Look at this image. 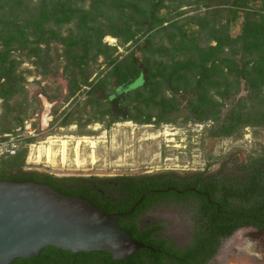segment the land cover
<instances>
[{"label": "trees", "instance_id": "16d2710c", "mask_svg": "<svg viewBox=\"0 0 264 264\" xmlns=\"http://www.w3.org/2000/svg\"><path fill=\"white\" fill-rule=\"evenodd\" d=\"M157 1L159 0H0L2 117L11 122L14 120L22 123V117L27 116L28 109L22 107L28 100L26 74L30 72L21 70L25 62L37 69H47L53 63L52 45L55 43L56 46H62L63 60L58 68L63 65L65 73L69 74L67 80L72 88L78 80L77 62L85 61L101 52L110 64L114 63L112 56L115 49L103 44L104 38L114 31L110 26L114 20L117 23L122 21L130 29L150 24L146 29L148 32L168 23L167 17L156 16V13L160 12V8L155 5ZM251 1L264 0H238L236 4L244 9ZM152 2L154 5H151ZM238 15L236 11V16ZM76 18L78 20L73 21ZM67 26L73 28L68 29L69 35L64 36L63 31ZM165 29L179 33L180 37L186 32L185 26L177 23ZM133 37L130 33L125 41L130 42ZM215 37L219 40L217 46L206 43L210 56L203 62L206 72L200 77L194 72L188 73L190 63L186 58L176 62L171 61V58H160L155 62L156 67L146 64L148 75L140 73L136 76L129 73L122 76V65H118L104 78L110 81L108 98H113L118 91L115 84L122 87L129 82L134 85L141 81V86L138 87L140 93H135L136 88H132V85L122 95L121 106H125V101L129 104L123 107L130 110L129 119L134 111L138 112L141 105L147 109L157 106L162 110V114L166 115L168 122L177 123L184 117L179 113V103L172 104L179 92L188 94L191 83L203 84L208 79L207 76H212L211 82L215 84L217 64H228L243 80L247 78V74H251V77L247 78L251 95L237 107L241 111L237 119H243L247 115L249 119H243L246 125L264 127V42L259 39L251 41L247 37L226 38V41L217 35ZM200 38L199 36L191 41L190 45L200 44L204 47ZM154 40V36L146 38L142 44L136 46L135 51L147 56L154 48ZM178 46L186 45L179 42ZM111 50L114 51L112 54ZM135 53L130 55L129 60H138ZM129 60L125 62L129 63ZM193 60L201 63L202 57L199 55ZM153 62L154 59L151 63ZM210 62L213 66L208 69ZM253 62L255 65L251 67ZM208 73H211L210 76ZM90 78L91 74L88 72L83 84L91 86L88 93L90 100L100 103V95L106 91L105 80L94 85L89 83ZM197 78L200 79L197 81ZM115 79L118 81H114ZM161 82L164 86L158 91ZM215 86L217 88V83ZM169 91L174 99L167 96ZM21 99L23 100L19 102ZM104 115L111 116V121H114L111 109H105ZM68 120L69 117L63 121L62 126L68 125ZM221 126L222 122L217 118L213 129L218 130ZM33 141L30 139L29 143L32 144ZM27 157L28 150H22L5 163L0 170V182L47 185L64 196L89 201L109 215L129 213L144 195L152 193L131 216L118 221L121 228L146 248L127 261H116L105 252L74 254L50 247L37 259H18L13 264H211L222 242L231 238L237 231L255 228L264 232V157L252 158L247 164H241L239 161L233 166L224 164L220 172L214 175L209 174L207 168L186 176L168 172L103 178H57L37 171H25ZM171 201L186 206L192 215L193 241L185 248H178L171 240L160 237L166 231L164 225L155 224L146 228L140 225L144 214Z\"/></svg>", "mask_w": 264, "mask_h": 264}, {"label": "rangeland", "instance_id": "374dc122", "mask_svg": "<svg viewBox=\"0 0 264 264\" xmlns=\"http://www.w3.org/2000/svg\"><path fill=\"white\" fill-rule=\"evenodd\" d=\"M236 3L238 0H159L155 4L160 8L156 16L167 17L168 23L150 32L146 31L150 24L130 29L122 21L117 23L114 20L110 24L114 28L113 33L103 40L104 45L115 49V53L110 51L114 63L110 64L101 52L77 62L78 80L72 88L63 65L58 68L63 60L62 46L52 45L53 63L47 69H37L25 62L21 70L30 72L26 74L28 100L22 104L23 108L28 109L27 116L22 117L24 122H11L3 118L0 102V170L15 157L13 152L26 149L25 171H37L57 178H103L168 172L186 176L207 168L209 174L214 175L220 172L224 164L233 166L238 161L247 164L252 158L264 157V127L246 125L244 120L249 119L247 115L243 117L244 120L237 119L238 113H241L237 107L251 95V86L247 84L251 74H247L243 80L228 64H217V88L211 82V73H208L210 77L207 76L203 84L191 83L186 95L179 92L174 99L171 91L167 93L169 98L175 100L172 104L179 103V113L184 116L177 123L168 122L157 106L147 109L141 105L127 121L112 122L111 116L104 115L105 109H111L113 99L108 98L110 81L104 78L118 65H122V76L129 73L148 75L146 64L156 67L155 62L160 58H171L174 62L186 58L190 63L188 73L194 72L200 77L206 72L203 62L210 56L206 43L217 46L219 40L215 35L224 41L226 38L247 37L251 41L259 39L264 42V1H251L244 9ZM173 23L185 26L183 37L165 29ZM71 28L67 26L64 29V36L69 35L68 29ZM130 33L134 35L133 40L126 42L125 38ZM151 36L155 38L154 48L147 56L135 51L136 46ZM199 36L205 46H191L190 42ZM179 42L186 46H178ZM134 52L138 59L135 62L129 60ZM199 55L202 57L201 63L193 60ZM127 60L129 63L125 62ZM254 63L250 66L253 67ZM212 66L210 62L208 69ZM88 72L91 74L89 83L97 85L105 80L106 91L100 95V103L90 100L88 93L91 86L83 84ZM139 86L141 81L133 85L135 93H140ZM163 86L161 82L158 91ZM119 87V84H115L116 89ZM46 102L52 105L49 127L42 124ZM124 105L127 107L129 104L125 101ZM68 117V125L62 126ZM217 118H220L222 126L214 130ZM30 139L34 140L32 144L29 143ZM63 142H67L66 164L62 160ZM49 149L54 154V163L49 160ZM155 224L165 226L166 231L160 237L171 240L178 248L193 241L194 225L186 206L172 201L163 203L140 219L143 228ZM211 264H264V232L255 228L237 231L222 242Z\"/></svg>", "mask_w": 264, "mask_h": 264}, {"label": "water", "instance_id": "95a60500", "mask_svg": "<svg viewBox=\"0 0 264 264\" xmlns=\"http://www.w3.org/2000/svg\"><path fill=\"white\" fill-rule=\"evenodd\" d=\"M132 85L122 86L111 100L116 121L129 119L130 110L121 103ZM46 104L43 127H49L52 108ZM151 194L144 195L129 213L109 215L89 201L64 196L47 185L0 182V264L37 259L50 247L74 254L105 252L116 261H127L146 246L118 221L131 216Z\"/></svg>", "mask_w": 264, "mask_h": 264}, {"label": "bare ground", "instance_id": "6f19581e", "mask_svg": "<svg viewBox=\"0 0 264 264\" xmlns=\"http://www.w3.org/2000/svg\"><path fill=\"white\" fill-rule=\"evenodd\" d=\"M109 40H112V39H109ZM67 142H63V160H65V158H66V151H67V144H66ZM93 145H95V144H93ZM79 147H80V145H78V147H77V157H79L78 155V152H79ZM39 152H40V150H39ZM80 164V161L78 162V165Z\"/></svg>", "mask_w": 264, "mask_h": 264}, {"label": "crops", "instance_id": "0c3cea01", "mask_svg": "<svg viewBox=\"0 0 264 264\" xmlns=\"http://www.w3.org/2000/svg\"><path fill=\"white\" fill-rule=\"evenodd\" d=\"M48 152H49V155H48L49 160L52 161V162L54 163V161H53V159H52V158L54 157V154L52 153V150L49 149ZM78 154H79V152H78ZM66 155H67V151H66ZM78 156H79V155H78ZM66 157H67V156H66ZM78 158H79V157H78ZM62 160H63V158H62ZM78 160H80V159H78ZM65 162H66V158H65V160H63V164H66Z\"/></svg>", "mask_w": 264, "mask_h": 264}, {"label": "flooded vegetation", "instance_id": "af4514ba", "mask_svg": "<svg viewBox=\"0 0 264 264\" xmlns=\"http://www.w3.org/2000/svg\"><path fill=\"white\" fill-rule=\"evenodd\" d=\"M120 88H121V87L118 88V91H117L116 93L119 92ZM116 93H115V94H116ZM121 104H122V103H121ZM121 107H122V106H121ZM124 109H125V108H124ZM186 246H187V245H186ZM186 246H184V247H182V248H185ZM73 264H76V263H73Z\"/></svg>", "mask_w": 264, "mask_h": 264}, {"label": "built area", "instance_id": "2783aa9c", "mask_svg": "<svg viewBox=\"0 0 264 264\" xmlns=\"http://www.w3.org/2000/svg\"><path fill=\"white\" fill-rule=\"evenodd\" d=\"M16 154V152H13V155H15ZM31 155H32V153L30 154V157H29V159H31Z\"/></svg>", "mask_w": 264, "mask_h": 264}]
</instances>
